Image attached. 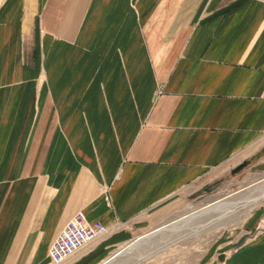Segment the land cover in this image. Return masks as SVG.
<instances>
[{"label": "crops", "instance_id": "0c3cea01", "mask_svg": "<svg viewBox=\"0 0 264 264\" xmlns=\"http://www.w3.org/2000/svg\"><path fill=\"white\" fill-rule=\"evenodd\" d=\"M242 169L264 173V0H0V264H50L77 211L107 230L60 264H101ZM194 264H264V209Z\"/></svg>", "mask_w": 264, "mask_h": 264}, {"label": "rangeland", "instance_id": "374dc122", "mask_svg": "<svg viewBox=\"0 0 264 264\" xmlns=\"http://www.w3.org/2000/svg\"><path fill=\"white\" fill-rule=\"evenodd\" d=\"M264 179V173L249 169L232 170L213 183H209L194 192L175 201L170 213L172 220L192 208H198L216 198L233 197L238 193L243 195L250 192L259 181ZM264 209V198L248 209L237 210L228 220L215 215L203 216L201 219H194L189 224L195 227L192 232L182 231L179 239L175 240L178 234L159 233L152 237L150 245H140L129 254L122 256L121 264H128L138 260L142 264H194L199 257L212 246L222 233L238 230L242 227L245 218L256 208ZM166 221L165 223H167ZM160 226V225H159ZM158 227V226H157ZM156 227L148 228L139 234L149 232ZM181 231V230H180ZM184 232V233H183ZM187 232L189 234H187ZM192 233V234H191ZM175 240V241H174Z\"/></svg>", "mask_w": 264, "mask_h": 264}, {"label": "bare ground", "instance_id": "6f19581e", "mask_svg": "<svg viewBox=\"0 0 264 264\" xmlns=\"http://www.w3.org/2000/svg\"><path fill=\"white\" fill-rule=\"evenodd\" d=\"M263 198L264 179L259 181L258 184H256L253 189L246 194L241 195L238 193L233 197L216 198L212 201H209L208 203H205L201 207L192 208L178 217L168 221L167 223H164L155 229L136 237L130 243L120 249H124L129 253L131 250H134L140 245L146 244L151 246L153 243L152 237L163 232L164 234L177 232L178 235L174 237V239L177 240L180 237L182 238V236H179L182 231L185 230L184 232H186L188 230L189 232L192 230L193 232L194 229L201 227V225H196L193 227L189 224L194 219H201L203 216L207 217L210 215H215L217 217L224 218V220H228L237 210L248 209ZM188 232L187 234H189ZM112 259L113 258L110 260Z\"/></svg>", "mask_w": 264, "mask_h": 264}, {"label": "built area", "instance_id": "2783aa9c", "mask_svg": "<svg viewBox=\"0 0 264 264\" xmlns=\"http://www.w3.org/2000/svg\"><path fill=\"white\" fill-rule=\"evenodd\" d=\"M100 221L88 222L81 211H77L64 225L48 249L50 264H60L76 250L106 233Z\"/></svg>", "mask_w": 264, "mask_h": 264}, {"label": "water", "instance_id": "95a60500", "mask_svg": "<svg viewBox=\"0 0 264 264\" xmlns=\"http://www.w3.org/2000/svg\"><path fill=\"white\" fill-rule=\"evenodd\" d=\"M132 251V250H131ZM125 253H128V252H126L124 249H120V250H117L113 255H111L108 259H106L104 262H102L101 264H108V262H109V260L111 259V258H115V257H117V256H120V255H123V254H125ZM130 253V252H129ZM142 257H144V256H140V258H142Z\"/></svg>", "mask_w": 264, "mask_h": 264}]
</instances>
